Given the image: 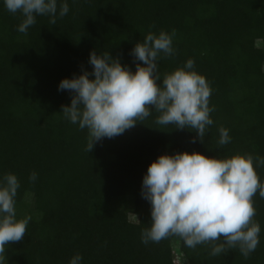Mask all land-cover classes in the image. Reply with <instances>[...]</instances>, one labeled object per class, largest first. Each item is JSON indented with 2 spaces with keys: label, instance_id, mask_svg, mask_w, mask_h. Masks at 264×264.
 I'll return each instance as SVG.
<instances>
[{
  "label": "trees",
  "instance_id": "1",
  "mask_svg": "<svg viewBox=\"0 0 264 264\" xmlns=\"http://www.w3.org/2000/svg\"><path fill=\"white\" fill-rule=\"evenodd\" d=\"M64 2L66 16L52 24L50 16L38 15L25 34L17 31L21 13H10L0 0V176H17L16 218H31L23 240L7 246L8 264H69L76 254L82 264H264V199L258 192L252 200L260 242L247 258L238 247L212 255L218 242L195 248L178 236L141 242L151 221L142 179L160 155L250 154L264 183V165L256 162L264 158V0H57L58 10ZM161 31L174 33L175 54H161L157 83L192 59L211 88L213 124L202 143L191 142L194 131L157 124L153 109L89 152L88 130L61 113L71 94L58 91L60 81L91 72L93 51L135 72L132 48ZM221 128L231 137L223 146ZM132 213L139 221L129 219Z\"/></svg>",
  "mask_w": 264,
  "mask_h": 264
},
{
  "label": "clouds",
  "instance_id": "2",
  "mask_svg": "<svg viewBox=\"0 0 264 264\" xmlns=\"http://www.w3.org/2000/svg\"><path fill=\"white\" fill-rule=\"evenodd\" d=\"M10 13H21L23 20L17 31L27 33L36 23V16L47 15L56 23L69 12L67 2L57 0H3ZM173 35L161 31L149 32L143 42H137L130 55L136 64L135 72L113 59L108 53L89 54L92 71L62 79L58 91L71 94L70 106H62L64 117L89 133L88 151L103 138H114L133 128L140 120L159 113L156 123L175 125L176 129L194 131L192 143H202L213 124L209 107L211 88L206 78L194 71V60L186 61L161 77L158 61L161 54H175ZM137 61L142 62L136 63ZM94 79H89V77ZM151 106V108H150ZM191 129V130H190ZM219 145L231 142L226 129L221 128ZM253 156L209 158L197 152H177L160 155L147 168L142 179L141 196L151 205L150 227L141 234V242L159 243L170 236L180 237L188 248L207 242H218L212 255L225 254L239 248L247 258L259 245L260 225L253 221L256 210L253 196L264 199L261 183L253 167ZM257 165L264 158L256 157ZM31 181L37 179L33 172ZM20 182L15 174L0 176V264H8L5 255L10 242L22 241L30 217L16 218V196ZM134 219L138 220L133 214ZM139 221V220H138ZM76 254L69 264H82Z\"/></svg>",
  "mask_w": 264,
  "mask_h": 264
},
{
  "label": "rangeland",
  "instance_id": "3",
  "mask_svg": "<svg viewBox=\"0 0 264 264\" xmlns=\"http://www.w3.org/2000/svg\"><path fill=\"white\" fill-rule=\"evenodd\" d=\"M130 208H131L130 205H127L125 210L128 212V211L130 210ZM129 219H130L131 221H135L134 217H132L131 214L129 215Z\"/></svg>",
  "mask_w": 264,
  "mask_h": 264
}]
</instances>
